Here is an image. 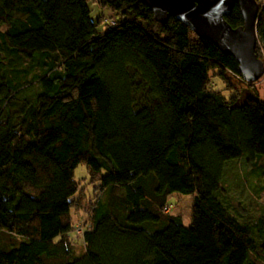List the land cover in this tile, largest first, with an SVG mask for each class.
Masks as SVG:
<instances>
[{"label": "trees", "instance_id": "trees-1", "mask_svg": "<svg viewBox=\"0 0 264 264\" xmlns=\"http://www.w3.org/2000/svg\"><path fill=\"white\" fill-rule=\"evenodd\" d=\"M95 1L110 26L95 29L86 0H0V264H264V215L238 220L217 194L229 157L243 156L264 186L255 79L232 82L230 54L172 15L155 20L142 0ZM224 18L241 23L235 4ZM79 161L97 190L84 227L69 212ZM171 191L193 194L189 224L168 211Z\"/></svg>", "mask_w": 264, "mask_h": 264}, {"label": "rangeland", "instance_id": "rangeland-1", "mask_svg": "<svg viewBox=\"0 0 264 264\" xmlns=\"http://www.w3.org/2000/svg\"><path fill=\"white\" fill-rule=\"evenodd\" d=\"M256 1L259 2V0ZM86 2L89 8L88 16L94 21L97 20L94 26L95 29H102L105 22L104 16L109 14H106L104 9H102L95 0H86ZM142 39L149 40V37L143 34ZM37 70H39V66L31 64L30 73L27 77L29 78L32 72ZM207 73L210 78L211 87L219 89L224 96H228L233 91V89L225 85L223 79L218 73H216L215 68H209ZM230 79L234 83H245V81L243 82L239 77H235L231 74ZM29 82L35 84L36 79L32 78ZM251 84L258 95L264 97V74L260 75ZM72 176L77 181L80 195L78 205L69 209L71 221L73 225H82V227H84L85 224L82 223L85 214V211L83 210V201L87 202L88 199L92 200L95 198L97 190L93 184H95L96 181L89 179L88 169L82 161L75 164L72 170ZM219 183L220 188L217 190L219 191L217 193L218 196L226 208L238 217V220L242 219L252 223L259 215H264V186L262 185L260 177L255 170L252 169L251 163L246 161L243 156L224 159ZM192 198V193H180L177 191H171L167 195L168 211L178 214L184 225H187L190 222V206ZM75 229L79 230L78 227ZM73 232H75L74 229L70 231V238L72 240L73 252L76 254L80 252L82 245L79 237L80 235H72ZM8 239V235L0 233L1 241L7 242ZM251 263L252 258L248 257V264ZM243 264H247L245 260L243 261Z\"/></svg>", "mask_w": 264, "mask_h": 264}, {"label": "water", "instance_id": "water-1", "mask_svg": "<svg viewBox=\"0 0 264 264\" xmlns=\"http://www.w3.org/2000/svg\"><path fill=\"white\" fill-rule=\"evenodd\" d=\"M157 21L168 15L179 19L197 36L208 39L218 50L230 54L240 77L257 79L264 74V62L254 52L256 0H142ZM235 4L241 23L229 24L224 15Z\"/></svg>", "mask_w": 264, "mask_h": 264}, {"label": "built area", "instance_id": "built-area-1", "mask_svg": "<svg viewBox=\"0 0 264 264\" xmlns=\"http://www.w3.org/2000/svg\"><path fill=\"white\" fill-rule=\"evenodd\" d=\"M104 21H105V25L108 27V26H110L112 23H113V21H114V18L112 17V16H104ZM237 77H240L238 74H235ZM167 209V207L166 206H164L163 207V210H166Z\"/></svg>", "mask_w": 264, "mask_h": 264}, {"label": "crops", "instance_id": "crops-1", "mask_svg": "<svg viewBox=\"0 0 264 264\" xmlns=\"http://www.w3.org/2000/svg\"><path fill=\"white\" fill-rule=\"evenodd\" d=\"M102 9H104V11L106 12V14H109L110 13V11H109V9L107 7H102Z\"/></svg>", "mask_w": 264, "mask_h": 264}]
</instances>
